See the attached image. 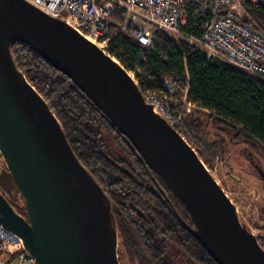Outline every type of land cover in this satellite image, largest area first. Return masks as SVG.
Here are the masks:
<instances>
[{"label":"water","instance_id":"water-1","mask_svg":"<svg viewBox=\"0 0 264 264\" xmlns=\"http://www.w3.org/2000/svg\"><path fill=\"white\" fill-rule=\"evenodd\" d=\"M13 42L27 44L101 110L184 205L191 223L169 199L217 264H264V249L235 203L128 70L61 18L25 0H0V155L27 215L0 191V225L22 240L33 264H120V237L111 198L17 67Z\"/></svg>","mask_w":264,"mask_h":264},{"label":"trees","instance_id":"trees-1","mask_svg":"<svg viewBox=\"0 0 264 264\" xmlns=\"http://www.w3.org/2000/svg\"><path fill=\"white\" fill-rule=\"evenodd\" d=\"M252 13L257 20L264 22V8H254ZM110 21L111 32H120V25L124 22L123 10L116 7ZM11 49L17 67L60 120L80 162L111 198L118 228L125 236L124 245L130 248V252L135 255V248H139L148 261H155L165 253L163 249L156 250L155 245L164 244L168 242L166 238L171 237L182 255L195 259L198 264H217L180 223L178 214H174L168 202L158 195L163 190L170 193L176 206L181 207L188 217L184 205L160 177L141 162L127 139L101 110L71 79L53 68L27 44L13 42ZM109 52L128 70L140 68L145 75L151 73L158 83L167 77L177 83L178 90L171 100L173 113L184 115V121L197 142L207 140L205 125L196 116L200 109L208 113L207 121L214 128L213 136L217 140L209 143L213 151L242 143L246 146L243 153L251 149L264 154V80L208 57L203 49L191 50L187 44L174 40L165 32L156 33L151 46L121 33L120 38L112 41ZM186 88L189 100L200 107H193L190 113H185L182 102ZM202 149L204 146L198 147L197 152L207 163L210 153ZM0 191L7 199L9 195L14 202L20 201L25 211L1 155ZM131 232L133 236L130 238ZM257 237L264 249V238Z\"/></svg>","mask_w":264,"mask_h":264},{"label":"built area","instance_id":"built-area-1","mask_svg":"<svg viewBox=\"0 0 264 264\" xmlns=\"http://www.w3.org/2000/svg\"><path fill=\"white\" fill-rule=\"evenodd\" d=\"M54 18H61L106 53L113 40L128 34L137 42L151 46L156 33L165 32L191 50L203 49L213 57L264 80V22L252 13L264 8V0H25ZM124 13L120 32H111L114 10ZM111 55V54H110ZM112 56V55H111ZM116 59L123 67L120 60ZM128 70V69H127ZM139 85L145 101L196 151L203 146L193 137L184 115H175L171 100L177 83L165 78L158 83L151 73L140 68L128 70ZM185 113L195 103L188 88L183 97ZM35 259L22 240L0 225V264H33Z\"/></svg>","mask_w":264,"mask_h":264},{"label":"rangeland","instance_id":"rangeland-1","mask_svg":"<svg viewBox=\"0 0 264 264\" xmlns=\"http://www.w3.org/2000/svg\"><path fill=\"white\" fill-rule=\"evenodd\" d=\"M197 107L198 104L195 105ZM196 112V116L205 125L207 140L202 142L205 143L202 150L211 156L205 163L207 168L235 203L239 216L249 229L256 236L264 238V156L247 149L254 157L252 160L249 153H243L246 146L242 143L231 144L219 152L213 151L209 143L217 139L213 136L214 128L207 121L208 113L200 109ZM18 204L22 205L20 201ZM169 255L173 264H185L177 246L171 249Z\"/></svg>","mask_w":264,"mask_h":264},{"label":"flooded vegetation","instance_id":"flooded-vegetation-1","mask_svg":"<svg viewBox=\"0 0 264 264\" xmlns=\"http://www.w3.org/2000/svg\"><path fill=\"white\" fill-rule=\"evenodd\" d=\"M248 153H249L250 158L252 160H254L253 159L254 157L251 156V153L250 152H248ZM262 155L264 156V154H262ZM158 196L162 197L164 202L165 201L168 202V204L172 208V206H171V204L169 202V199H170L173 202V204L175 206V209L178 211V213L181 216H183L188 222H190V220L188 219L185 211H183L181 207L176 206V202L174 201V199H173V197L171 196L170 193H168L167 191L163 190V193L159 194ZM7 197L9 198L8 199L9 202L13 205V207L16 209V211L18 213H20L21 215H23L24 217H27L26 212L22 209V207L20 205H18V202L17 201L14 202L13 200H11L9 195H7ZM173 212H174V214H176V211L174 209H173ZM178 219H179L180 223L184 226V228H186V226L184 225L183 221L179 217H178ZM131 236H133L132 232L130 233V238H131ZM119 237H120V242H119V244H120V248H119V261H120V264H173L172 261H171L169 252L176 245H175L174 241L171 240V237L166 238V239H168V242H166V243L164 242V244L157 243L155 245L156 246V250L161 251V249H163V250H165V253H164V255L162 257L160 256L155 261L152 260L151 262L146 259V256L143 253H141L139 248H135L136 254H138V255H136V254L134 255L133 253L130 252V248H128V246L124 245L125 236L122 234L121 230H119ZM162 237H164V236H162ZM164 241H165V239H164ZM137 250H138V253H137ZM200 258L202 259V256ZM182 259L184 260L185 264H198V262L195 259L187 257L186 255H182Z\"/></svg>","mask_w":264,"mask_h":264},{"label":"bare ground","instance_id":"bare-ground-1","mask_svg":"<svg viewBox=\"0 0 264 264\" xmlns=\"http://www.w3.org/2000/svg\"><path fill=\"white\" fill-rule=\"evenodd\" d=\"M207 152V151H206Z\"/></svg>","mask_w":264,"mask_h":264}]
</instances>
